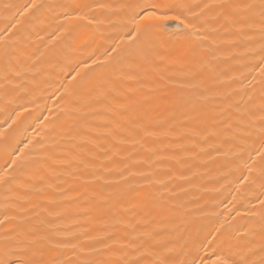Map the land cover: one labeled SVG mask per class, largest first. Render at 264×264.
Wrapping results in <instances>:
<instances>
[{
    "label": "bare ground",
    "instance_id": "obj_1",
    "mask_svg": "<svg viewBox=\"0 0 264 264\" xmlns=\"http://www.w3.org/2000/svg\"><path fill=\"white\" fill-rule=\"evenodd\" d=\"M159 2L0 0V260L264 258V0Z\"/></svg>",
    "mask_w": 264,
    "mask_h": 264
},
{
    "label": "snow or ice",
    "instance_id": "obj_2",
    "mask_svg": "<svg viewBox=\"0 0 264 264\" xmlns=\"http://www.w3.org/2000/svg\"><path fill=\"white\" fill-rule=\"evenodd\" d=\"M43 5H24L25 10L40 8ZM124 7L129 12V23L133 26L126 33V36L132 40L133 43L140 41L141 39L145 41H149L152 38L159 36L161 32L170 27V22L177 21L178 26L183 25L184 28L190 27V21H187V16L183 11H177L181 6L176 4H166L161 3L159 0H151L150 3H145L144 0H129V3L124 5ZM207 7V5L205 6ZM262 8H264V4H262ZM68 17V14H65ZM264 15V12H262ZM83 18V17H80ZM262 24H264V20H262ZM261 60L264 61V27L261 29ZM114 51V50H113ZM87 66V65H85ZM262 71H264V67H262ZM16 162L13 161V164ZM3 179V177H0ZM264 205V202H262ZM43 237L30 240L27 245L21 250V252L17 255L15 261L11 262V264H67L66 261H62L59 258L53 259H44V252L42 248L37 249L35 246L40 244ZM211 248V245L208 246ZM264 250V249H262ZM216 256V251L208 253V255L204 258H201L199 264H209V261L212 264H249V261L246 258H241L239 260H225L221 257H217L216 260H212V257ZM0 264H10L7 260H0ZM86 264H108L107 261H91L86 262ZM120 264V262H117ZM128 264H140V261L128 262ZM150 264H165L163 259L158 261H152ZM192 264H196L195 261ZM252 264H257V262H252ZM258 264H264V258H262Z\"/></svg>",
    "mask_w": 264,
    "mask_h": 264
}]
</instances>
